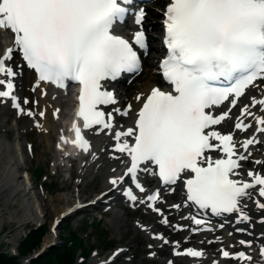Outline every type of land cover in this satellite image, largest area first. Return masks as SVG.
I'll use <instances>...</instances> for the list:
<instances>
[{"label":"snow or ice","instance_id":"6c2138e0","mask_svg":"<svg viewBox=\"0 0 264 264\" xmlns=\"http://www.w3.org/2000/svg\"><path fill=\"white\" fill-rule=\"evenodd\" d=\"M131 5L132 0H0V29L11 34L9 46L0 53V103L9 100L18 114L33 115L22 107L15 94L13 78L17 73L10 62L19 51L39 81L57 88H66L68 82L79 84L76 117L82 121V128L73 122L75 139L64 142L87 153L91 145L84 131L95 128L99 135L107 130L106 134L114 140V151L128 157L127 161L121 160L125 172L111 178V185H121L128 177L139 192L146 193L139 181L140 173L158 177L162 186L182 182L185 206H195L198 212L210 211L217 217L235 214L237 224L249 223L252 218L245 211L248 205L244 201L253 200L256 208L264 211V202L253 196L255 191L264 198V174L249 169L250 180H244L239 169L241 162L252 156L250 146L262 141L255 135L242 142L234 136L237 130L243 133L251 129L253 121L255 132L264 134V115L250 110L259 106V112L264 113V95L259 99L251 97V103L240 109L232 132L222 133L216 126L230 118L247 90L259 87L256 81L264 82V0H170L163 21L167 55L159 67L171 90L153 87L143 99L136 96L142 106L135 113L134 127L123 128L115 124L113 112L127 116L132 111L131 104L107 113L99 106L118 103L105 82L116 80L122 73L138 72L137 48H147L143 28L146 12L143 8L132 11ZM129 14L138 26L131 40L116 34L117 26ZM226 101L227 111L216 114L215 110ZM22 103L27 105L30 101L25 97ZM246 117H252V121L245 123ZM253 162L264 165V160ZM124 194L137 201L131 189H125ZM160 200L157 188L139 203L160 213L156 207ZM171 207L179 209L181 205ZM182 219H190L197 226L206 225L203 218L196 216ZM162 222L168 224L166 218ZM260 223L264 224V217ZM177 230H181L179 226ZM193 231L213 229L205 226ZM235 231L245 233L247 229ZM155 238L169 243L162 236ZM252 243L239 240L245 247ZM177 248L179 242L174 245L177 256H204L202 250ZM219 251L222 258L241 264H251L253 259L244 251ZM259 253L264 258V244Z\"/></svg>","mask_w":264,"mask_h":264},{"label":"rangeland","instance_id":"374dc122","mask_svg":"<svg viewBox=\"0 0 264 264\" xmlns=\"http://www.w3.org/2000/svg\"><path fill=\"white\" fill-rule=\"evenodd\" d=\"M59 102L61 103L62 108L66 110L67 107L63 104L64 102L63 99H60ZM6 116L8 117L7 118L8 122L6 124L9 125L10 116L9 114H7ZM0 134L2 138L5 140V142H8L12 147L13 144L15 145L16 133L12 129L6 131L3 130L2 132L0 131ZM52 134H53L52 129L51 131H49V133H46L45 136H43L42 133L38 134L28 130L25 134V139L26 140L31 139L32 141H34V144L36 145V149L33 151L34 162H39V163L49 162V170H44L45 174L51 172L52 169H54L52 168L54 163V156L58 157L57 158L58 162H62V160L58 156V153L53 151L51 145ZM20 138H23V133L20 134ZM39 140H41V142L38 145ZM34 165L35 163H33L31 160L29 161V156L23 153V160L21 162L20 170L22 169V166H24L26 167L25 169L27 171L31 172L30 174L31 178L29 180L30 184H32V181H34V184L37 185L38 187H39L38 183L43 184L41 191L39 190L38 192L35 186L32 187V191L34 190L36 194L42 193V195L45 196L44 198L49 209L45 211L42 210V208L38 206V203L33 202V197L31 198L28 195L27 198L30 197V199L27 200L30 207L29 212L31 210V212L33 213L32 218H29L28 216H25V214L27 213V208L22 206V204L25 205L26 202L23 201V196L21 192H19V194L17 193L10 194L9 189L0 188V254L2 253L3 250L9 254L15 253L16 257H14V259L17 258L19 256L18 248L19 245L21 244L20 241L22 240V238L26 236L25 232L27 231L28 225L35 224L36 223L35 221L39 219L38 222H40V224L37 227L43 229V232L38 242V245L34 247V249H36L39 246L45 247L51 241H53L55 245L56 244L62 245L63 242L61 238L66 239L67 237L70 239V237L72 238L77 236L81 237L82 246L86 248L91 246L93 250L88 258L86 259L82 258L81 260V257L78 258L80 254L76 252L75 255L71 257L73 261L71 264H94V262L99 260L98 259L99 257L92 258L95 257L93 256L94 254H97L98 256H100L101 254L104 255L108 253V251H110L112 247L115 246L122 247L126 243L127 246L130 248L128 250V253L122 254V256H120V258L115 262V264H162L161 262H159L158 259H156L155 261H150L145 258L146 247L144 245L143 239L139 235H134V232L132 230V225H131V220H132L131 216H133L132 213L131 216H126V220H125L126 226L119 227V231H117L116 233V231L112 229L111 226H109L108 218H110L111 214L107 212L101 213L102 217L99 218V220H97L99 215H97L96 213L91 215L92 209L95 206H88L86 210H84V212H78L75 215H69V217H67L66 219L58 222L54 231V232L57 231L58 235L55 238L52 237L51 233L47 228V224L50 221V219L54 218L57 215V212L59 210L63 209L62 206H64L65 202L68 201L67 198H70V194H69L70 192L67 189H70L72 183H70V180L67 178V172L64 170L63 172H61L59 166L57 167L58 172L55 175H53V177L51 175L50 176L47 175L48 177L46 176V178L43 180L44 177L41 178V175L44 174V172L42 171V169L38 167L40 170L39 172L40 174L37 175L36 174L37 170L33 169ZM49 181L53 183V186H49L48 184H46ZM62 186L64 187V189L60 190L59 187ZM83 188L85 189V191L92 190L93 192V191H97L98 187H95L94 182H88ZM120 208L122 207H119V209ZM98 209L100 210V207ZM82 215L85 216V219L79 220V217H82ZM34 216H37L36 220L33 219ZM51 216L53 217L51 218ZM92 216L96 217L95 219L96 221H94L93 224H90L92 227H94V229H92V227L91 228L87 227L85 222V220H87L88 218L91 219ZM133 235H134V239H133ZM72 239L76 240L75 238ZM34 249H32L31 251H34ZM48 250L49 249L45 248V250L42 251V254H45V252H48ZM58 251L65 254V252L62 251L61 249H59ZM133 252H134V258L132 261H129L130 260L129 254ZM54 257L55 256L50 257V262H52V264H57V262H54L53 260ZM59 262L61 261L59 260ZM62 263L63 262H61V264Z\"/></svg>","mask_w":264,"mask_h":264},{"label":"bare ground","instance_id":"6f19581e","mask_svg":"<svg viewBox=\"0 0 264 264\" xmlns=\"http://www.w3.org/2000/svg\"><path fill=\"white\" fill-rule=\"evenodd\" d=\"M149 11H150V13L153 12L152 9H150ZM144 25H150L152 28H156V26H157L156 23H150L149 19L146 21L144 20ZM152 37L153 36H151L150 33H148V39L152 40ZM149 47L153 48L154 50H157L158 44H154V43L150 42ZM150 62H151V58H149L148 56L145 57V59H143L142 64H141L142 71L138 75H136V77L133 78L129 84L126 85V87L124 88V90L121 93L122 97H125L127 95V98H129L131 101H133V97H134L135 92H137V91L146 92L149 85H151L153 83H157L158 80H157V77L154 73V70L147 66L150 64ZM145 66H147L146 69H145ZM31 77L32 76L27 74V72L22 73L21 76L19 77V86H21L22 88L25 89L24 85L29 82ZM44 102H47V100L44 99ZM134 103L137 104L136 102H134ZM0 110H2L3 117L6 115V112H9V108H7L6 105L5 106L0 105ZM22 119L23 120L21 122V125H19L20 127H22L23 124L26 123V119H24V118H22ZM50 121H51V119H49V118L44 119L43 124L40 127V129L43 130L44 128H47ZM1 124H2V120L0 119V126H1ZM99 140L100 139H96L95 142L98 143ZM22 160H23V154H22V152H20L19 142L16 141L14 148H13L8 142H5V140L2 138V136L0 134V188L9 189L10 194H16V193L19 194V192H21V194L23 196V201L26 202L25 205L22 204V206L27 208V213L25 214V216L32 218L33 213L31 212V210L29 212L30 207H29V204L27 201L28 199H30V197L31 198L33 197V202L38 203V206H40L42 208V210H44V211L48 210L49 207L47 206V203H46L45 198H44L45 196L42 195V193L36 194L34 190L32 191L33 186L30 184V181H29L30 179L29 178L27 179L25 177V173L21 172L20 173L21 175L17 174L19 169L21 168ZM100 166H101V162L98 163V169H100ZM99 171L101 173L104 172L103 169H100ZM83 174L84 173H79L78 176L80 178H82L84 176ZM80 185H81L80 183H75L72 185V188L69 190L70 197L76 196L77 194H79L78 192L81 191ZM102 188H104V187H100V188H98V190H100ZM28 195L30 196L29 198H27ZM79 195L82 196L83 194L80 193ZM93 196L89 197L87 201H91ZM83 201H85V199H83ZM64 208H65V206L63 207V209ZM3 209H5V208H3ZM63 209H61V210H63ZM61 210H59V211H61ZM58 212H57V215H58ZM134 212L136 213V217L134 218V220H136V222H139L140 225L143 223H146V221H151V225H149V226L146 225L150 231H155L158 228H162L158 223H156L155 216H153V214L149 213L147 210H145V209L141 210L140 207H138V208H136V210ZM114 213H115V211L111 209V211H110L111 215H110V218H108L109 219V226H111V228L114 229L117 233V231H119V227L124 226L123 224L125 223V219L122 217L121 218L118 217ZM182 213H180L178 215V213L176 212V214L174 215V218L177 215L181 216ZM5 214H7V213H5ZM55 217L53 219H55ZM33 219L36 220L37 216H34ZM132 225L136 229V232H139L140 235L142 236V232H140L138 230L139 226H137L135 224H132ZM228 242H230V241H227L225 244H228ZM124 246H127V243ZM154 247L159 249V250H162L163 252H165V250H166V248L164 246H161L158 243H155ZM126 249H128V246L126 247ZM108 257H111V255ZM207 262H209V261H206L204 264H207ZM179 264H182V263H179ZM219 264H224V261L219 262Z\"/></svg>","mask_w":264,"mask_h":264},{"label":"trees","instance_id":"16d2710c","mask_svg":"<svg viewBox=\"0 0 264 264\" xmlns=\"http://www.w3.org/2000/svg\"><path fill=\"white\" fill-rule=\"evenodd\" d=\"M43 229L36 228L27 233V235L22 238L20 241L21 244L19 245L18 252L20 256H23L24 254L30 252L34 247L38 245V242L40 240V237L42 235ZM75 238V237H72ZM69 239H63L62 245L51 247L49 248L48 252H45L43 256L37 257L34 260H30L28 264H52L50 262V257H54V262H57V264H70L71 263V257L74 255L76 249L80 248L81 250L85 251L83 247L81 246V241L79 240L76 244L73 243L72 245H66L67 241ZM65 242V243H64ZM61 249L65 252L63 254L62 252H59L58 250ZM59 260L61 262H59ZM16 258L9 257L5 254H0V264H16Z\"/></svg>","mask_w":264,"mask_h":264}]
</instances>
